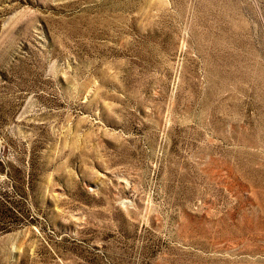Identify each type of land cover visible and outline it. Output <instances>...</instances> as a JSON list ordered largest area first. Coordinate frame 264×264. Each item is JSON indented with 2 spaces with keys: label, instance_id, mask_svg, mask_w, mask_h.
Instances as JSON below:
<instances>
[{
  "label": "rangeland",
  "instance_id": "obj_1",
  "mask_svg": "<svg viewBox=\"0 0 264 264\" xmlns=\"http://www.w3.org/2000/svg\"><path fill=\"white\" fill-rule=\"evenodd\" d=\"M262 227L264 0H0V264H264Z\"/></svg>",
  "mask_w": 264,
  "mask_h": 264
},
{
  "label": "bare ground",
  "instance_id": "obj_2",
  "mask_svg": "<svg viewBox=\"0 0 264 264\" xmlns=\"http://www.w3.org/2000/svg\"><path fill=\"white\" fill-rule=\"evenodd\" d=\"M246 141V140H245ZM248 143H249V141H248ZM250 143L252 144L253 143V141L252 140H250ZM240 183V182H239ZM243 184V183H242ZM245 186V185H244ZM241 187V186H240ZM261 220V219H260ZM256 221V220H255ZM260 225V224H259ZM260 228H261V225H260ZM264 227H262V229H263Z\"/></svg>",
  "mask_w": 264,
  "mask_h": 264
}]
</instances>
